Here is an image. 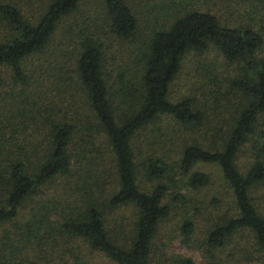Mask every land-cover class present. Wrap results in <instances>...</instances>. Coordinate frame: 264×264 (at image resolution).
Instances as JSON below:
<instances>
[{"label":"trees","instance_id":"1","mask_svg":"<svg viewBox=\"0 0 264 264\" xmlns=\"http://www.w3.org/2000/svg\"><path fill=\"white\" fill-rule=\"evenodd\" d=\"M227 1L154 4L147 39L125 52L133 57L132 80L128 70L110 68L115 46L137 32L128 0L0 1V75H8L0 93V225L28 208L18 229L31 238L0 244V264L30 260L32 252L19 257L34 243L49 248L37 264H54L51 255L71 252L66 246L75 240L113 264H151L159 224L175 208L181 242L191 239L196 225L186 193L209 183L197 163L216 165L230 191L229 210L213 213L216 221L204 230L206 264H264V27L256 16L264 0H236L246 20L233 22L217 14ZM209 49L232 66L231 74L207 69L218 88L213 103L231 97L235 104L225 129L203 144L185 138L204 127L209 133L203 110L192 96L170 101L168 90L184 55ZM2 83L0 76V89ZM161 116L178 128L164 131L166 141L150 130ZM140 138L158 147L143 152ZM245 144L251 161L241 172L236 160ZM9 235L5 230L0 240ZM236 236H247L254 258L238 244L239 257L220 254ZM169 263L198 264L180 254Z\"/></svg>","mask_w":264,"mask_h":264},{"label":"rangeland","instance_id":"2","mask_svg":"<svg viewBox=\"0 0 264 264\" xmlns=\"http://www.w3.org/2000/svg\"><path fill=\"white\" fill-rule=\"evenodd\" d=\"M5 1V0H0ZM12 2H18L19 4H23L24 0H10ZM184 1L189 4L195 6L197 4L196 0H179ZM216 1V0H215ZM227 1V0H226ZM170 3L171 0H128L131 8L135 12V16L137 18V32L135 37L132 39L133 41H126L121 45H116L115 47L119 51L118 56L116 57L114 63H111L110 68L113 69V72L120 70H128L126 72L127 78L132 80L134 68L132 66V55L127 52L128 48H132L133 43L139 45L137 40H146L148 37V30L151 29L149 24V19H151L152 14H155L154 4H162L166 6L167 3ZM210 3V1H207ZM236 0H229L225 2L229 5V8L221 6L217 11V14L222 17V19L227 18L229 21L233 22L242 17V20H246V17H243L242 12H238L241 8H237L236 6L240 3H235ZM173 3V2H171ZM176 3V2H174ZM257 4V2H255ZM236 4V6H234ZM251 4V3H250ZM196 6H201L200 4ZM242 8H244L245 4H241ZM258 7V18H260V24L264 27V4L259 3ZM202 10H205L206 7L202 5ZM214 8H218V6H214ZM156 9V8H155ZM238 10V11H237ZM135 41V42H134ZM130 46V47H129ZM264 53V47L262 49ZM136 60V58H135ZM224 67H228V70L225 74H231V64L223 61L222 56L215 52L213 49H209L202 54H197L194 52H187L182 60L181 68L173 79V81L169 85L168 90V99L170 101H176L184 96H192L199 108L203 110L205 121L204 124L209 122V133L207 132V128L204 127L202 131L185 133V138L189 136L191 138H195L203 144H207L212 140V133L215 129L224 130L226 127V119L231 116L232 110L234 108L235 100L231 97L230 103L225 102V105H215L213 103V93L215 90L218 91V88L213 85V78L210 74L207 75V69L213 70L214 74H217L219 70H224ZM1 79L2 89H0V93L2 94L8 88V75L6 73H2ZM112 78V77H110ZM220 79V77H218ZM217 84V83H216ZM117 86V85H115ZM220 91L224 92V86H220ZM217 100V98H215ZM220 98H218L219 100ZM218 102V101H217ZM177 130L176 124L174 120H172L168 116H161V120L155 122L150 130H152V134L156 139L165 140L164 134L165 130ZM206 131V133H205ZM194 133V134H193ZM167 134V133H166ZM178 140H175L172 145H169L166 142L168 148L174 149L177 144H179ZM143 152H148L150 148H156L158 145H152L150 142L146 140L143 141L140 138L138 143ZM176 150L171 153L172 156H178L176 154ZM157 154V153H156ZM251 153L249 150V145L245 144L244 147L238 153V157L236 160L238 169L243 172L246 167L249 165L251 161ZM194 169L206 172L209 175V183L199 189L195 190H187L188 203L186 210L190 214V218L194 222L195 229L193 234L191 235V239L188 244H184L181 242V236L178 232V222L181 220L179 217V208H175L174 211L170 212L166 218H164L159 224V231L155 237L153 242L154 244V252L151 256V264H170L169 256L172 254H180L182 256H190L192 259L198 264H206L208 262V258L203 251L202 240L205 237L204 230L210 226L211 223L216 221V218L221 216V214L225 213V211L229 210L230 206V191L226 186L221 173L218 167L214 164H205V163H197L194 166ZM182 192L185 193V189H182ZM257 200L262 201V196L257 195ZM127 216H130V210L127 209ZM217 217L215 218V215ZM29 217L28 208L23 210L21 215L12 223L0 225V235L2 236L5 232L10 233L9 237L0 240V244H3V248H7L10 244V247H14L15 245L22 246L26 245L31 241V238L27 235H22V229L18 228L22 227L25 219ZM1 238V237H0ZM8 241V243H7ZM235 241V242H234ZM69 244L66 246L71 249V252L66 249L65 252L60 254V251H55L51 256L54 264H113L107 258L102 256L97 252H91L82 242L74 241L68 242ZM241 247L247 248L249 251L253 250L252 258L256 256V252L254 251V247L252 246L250 240L247 236L243 237H234L230 244L224 247L221 251V255L224 258L226 257H239V252L235 248H238V245ZM35 243L33 244V249L31 250L32 244L29 245V249H24L23 252L20 253V259L29 258V254L32 252L33 257L30 260L25 261L23 264H37L39 254L46 251L49 248H41L37 249ZM9 247V248H10ZM62 247L65 248L64 244ZM7 252V250H6ZM241 260V262H240ZM233 259L232 261L228 259L229 264H249L251 262L246 263L245 259Z\"/></svg>","mask_w":264,"mask_h":264}]
</instances>
